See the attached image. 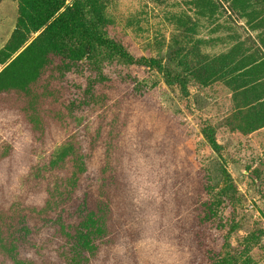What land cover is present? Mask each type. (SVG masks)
I'll use <instances>...</instances> for the list:
<instances>
[{
  "label": "rangeland",
  "instance_id": "1",
  "mask_svg": "<svg viewBox=\"0 0 264 264\" xmlns=\"http://www.w3.org/2000/svg\"><path fill=\"white\" fill-rule=\"evenodd\" d=\"M23 4L0 0V51ZM252 5L249 25L238 0H109V34L183 74L187 96L111 52L67 71L25 52L44 28L22 26L0 57L1 72L23 53L0 78V264H264V0Z\"/></svg>",
  "mask_w": 264,
  "mask_h": 264
},
{
  "label": "trees",
  "instance_id": "2",
  "mask_svg": "<svg viewBox=\"0 0 264 264\" xmlns=\"http://www.w3.org/2000/svg\"><path fill=\"white\" fill-rule=\"evenodd\" d=\"M24 4L20 6V17L18 24L14 30L9 43L0 51V57L6 51L15 52L19 47L26 42V37L20 46H15L17 40L23 37V25L29 23L38 31L44 30L25 50L28 51L34 45H39L44 48V53L47 57H58L61 59L63 67L69 71L73 65L80 66L83 61L91 60L100 51L111 52L118 55L122 59H128L145 65H153L159 69L166 79L169 86L178 85L180 90L188 95L187 82L183 74H174L157 60H147L144 57H136L131 54L126 46L118 39L113 38L107 31L108 21L105 18V12L109 0H22ZM243 3L240 6L244 13V18L249 19L247 22L251 25V14L249 10L253 7V0H238ZM32 11L33 14L27 15L26 9ZM64 9V11H62ZM260 26L264 27V15L259 17ZM26 36V34H25ZM263 45V44H262ZM264 49V46H263ZM23 54V53H22ZM21 54V55H22ZM18 56L4 70L0 72V78L21 57ZM250 55L240 57L239 62H244L250 59ZM254 57V54L252 55ZM264 55L261 57L262 62ZM4 63V60H0ZM247 70V68H246ZM29 90L28 88L25 89ZM32 94V92H31ZM204 136L208 140L212 148L217 147V142L213 139L211 132L204 129ZM226 196H229L231 201L234 200L232 177L225 174ZM0 249H1V230H0Z\"/></svg>",
  "mask_w": 264,
  "mask_h": 264
}]
</instances>
